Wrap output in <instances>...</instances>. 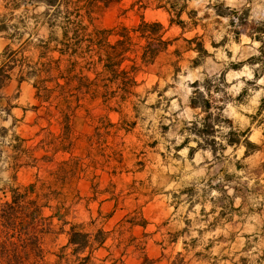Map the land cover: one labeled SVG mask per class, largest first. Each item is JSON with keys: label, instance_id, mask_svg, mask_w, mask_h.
<instances>
[{"label": "rangeland", "instance_id": "rangeland-1", "mask_svg": "<svg viewBox=\"0 0 264 264\" xmlns=\"http://www.w3.org/2000/svg\"><path fill=\"white\" fill-rule=\"evenodd\" d=\"M136 1L121 0L102 8L97 24L132 26L144 17L162 24V38L169 45L152 64L137 71L134 95L121 113L99 109L91 118L78 113L71 154L59 152L54 157V163L79 157L87 166L74 183L79 198L68 201L72 208L64 219L67 224L56 217L38 218L30 229L27 222H19L15 230L0 229V264H80L71 248H63L70 224H81L90 233L99 228L109 232L106 249L94 251L85 264H111L106 256L120 258L125 244L122 263L120 259L115 264H264V0H140L138 5ZM6 4L0 0V22L17 24L22 37L10 43L0 31V56L6 45L15 50L28 39L24 55L35 59L33 44L48 36L40 18L34 19L44 6L10 11ZM180 9L182 25L176 23ZM204 79L213 82L208 91L202 84L198 91L212 95L213 116L215 107L222 108L205 141L194 135V130L202 129L205 114L190 108L192 83ZM0 96L3 106L6 102L13 106L10 116L0 115V130L6 129L0 132L4 202L10 198L9 190L22 191L37 172L25 166L11 169L16 137L25 140L23 146H33L45 134L35 136L47 122L42 108L34 110L37 100L31 82L19 83L13 77ZM104 116L122 128L132 125L128 132L97 136L94 127ZM47 128L57 131L56 125ZM229 130L246 131L256 147L245 156L244 145H227ZM113 148L122 154L121 163L107 161ZM18 164H24L23 159ZM52 213L46 208L42 217ZM132 222H145V227Z\"/></svg>", "mask_w": 264, "mask_h": 264}, {"label": "trees", "instance_id": "trees-1", "mask_svg": "<svg viewBox=\"0 0 264 264\" xmlns=\"http://www.w3.org/2000/svg\"><path fill=\"white\" fill-rule=\"evenodd\" d=\"M120 1L7 0L6 7L10 11L19 6H44L39 15H34V19L40 18L39 22L47 28L48 36L45 39H37L33 44L32 48L37 54L35 59L24 55L27 45L31 43L28 39L19 43L20 47L15 50H11L9 45L5 46L0 56V91L13 77L19 83L31 82L37 100L34 110L42 108L47 127L56 125L57 131L46 130L47 127L40 128L35 136L39 137L43 131L45 134L33 146L27 147L23 146L24 139L16 137V156L13 157L11 169L15 171L25 166L35 168L37 172L34 181L24 186L22 191L16 187L9 190V200L1 202L0 199L1 230H15L19 222H27L30 229L38 218L45 220L56 217L58 221L67 224L64 219L72 208L68 201L74 197L79 198L74 183L85 175L87 166L79 157L70 156L56 163L54 157L59 152L71 154L77 140L74 124L81 119L78 113L83 112V118H91L92 112L99 109L121 113L123 106L134 95L137 71L142 65L152 64L155 57L169 45V42L162 38V24L146 21L144 17L132 26L117 24L112 28L100 27L97 18L102 8ZM161 1L157 0L159 3ZM139 3L140 0L135 2L137 5ZM165 5L162 7H166ZM175 15L176 23L182 25L183 21L179 19L181 9L175 12ZM18 22L24 23V19ZM173 22L174 20L170 19V24ZM18 27L17 24L9 25L6 19L0 22V31L6 32L8 37L5 39L10 43L16 40L20 42L22 34ZM9 29L12 33L7 32ZM55 30H59V36H54ZM212 82V79H204L201 83H192L195 91L190 99V108H199L205 114L200 123L202 129L197 132L194 130V135L202 137L204 141L212 136L214 123L222 113V108L215 107L217 114L213 116L215 101L212 95L205 97L198 91L200 84L208 91ZM2 100L0 96V115L6 118L11 115L13 106L8 102L3 106ZM131 125L129 128H122L104 116L97 120L94 131L97 136H109L110 133L116 135L121 129L128 132ZM193 125L196 129L198 123ZM0 132L5 133L6 129L1 128ZM100 132L102 134H99ZM246 135V131L229 130L225 142L231 146L244 145L246 156L256 147L248 141ZM93 136L91 135L90 140ZM39 152L40 155L37 154ZM21 159L24 164H18ZM122 160V154L113 148L107 161L121 163ZM115 170L116 166H113V171ZM46 208L53 213L44 218L42 212ZM132 225L145 227V222H132ZM66 234L67 242L63 248H71V254L76 260L85 264L92 257V253L103 246L109 232L99 228L90 233L84 231L81 224H70ZM28 235H31L34 241L37 240L36 235L30 232ZM84 252H87V255L80 257Z\"/></svg>", "mask_w": 264, "mask_h": 264}, {"label": "crops", "instance_id": "crops-1", "mask_svg": "<svg viewBox=\"0 0 264 264\" xmlns=\"http://www.w3.org/2000/svg\"><path fill=\"white\" fill-rule=\"evenodd\" d=\"M132 226H135V225H132ZM139 226V225H138ZM107 240V239H106ZM120 240H121V238H120ZM106 242V241H105ZM105 242H104V244H105ZM104 244H103V246L102 247H100V248H98L97 250H99V249H101V248H105L104 247ZM121 244L122 243H120V244H118V247H120L121 246ZM106 249V248H105ZM127 249H128V246H126V244L122 247V250H121V257L120 258H117V259H112L111 257H113V256H106L107 258H110V259H107V260H110L111 261V264H115V262H117V261H119L120 262V259H121V263H122V256H125L126 255V252H127ZM105 257V258H106ZM147 258V257H146ZM148 259V258H147ZM117 260V261H116ZM145 261V260H144ZM141 264H143V263H141Z\"/></svg>", "mask_w": 264, "mask_h": 264}]
</instances>
